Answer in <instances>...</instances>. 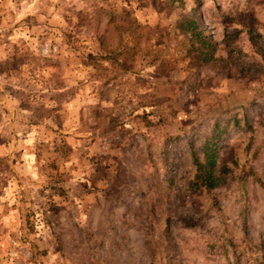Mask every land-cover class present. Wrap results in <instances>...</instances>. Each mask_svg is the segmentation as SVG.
Listing matches in <instances>:
<instances>
[{"label": "clouds", "instance_id": "clouds-1", "mask_svg": "<svg viewBox=\"0 0 264 264\" xmlns=\"http://www.w3.org/2000/svg\"><path fill=\"white\" fill-rule=\"evenodd\" d=\"M215 2L0 0V264H264V0Z\"/></svg>", "mask_w": 264, "mask_h": 264}, {"label": "rangeland", "instance_id": "rangeland-1", "mask_svg": "<svg viewBox=\"0 0 264 264\" xmlns=\"http://www.w3.org/2000/svg\"><path fill=\"white\" fill-rule=\"evenodd\" d=\"M224 8V0H216L214 3V11L221 12ZM223 19H229L228 17H224ZM143 21V18H141ZM155 23V21H152ZM226 30L223 28L222 24L216 30L214 35V40L208 38L207 33H203L197 36V39H202V47L207 50V52H200L198 49H196L195 45L193 44H185L184 48L187 51L189 58L193 55V50H195L196 54H198L201 59L204 58L206 54L211 55L212 52H215V63L217 67H220V61L223 60L224 55L227 52V48L224 44V41L227 39ZM71 38V34H69V39ZM55 43V42H53ZM79 43V41H77ZM49 48H43L41 49L42 54H45V60L47 61L46 53L49 51ZM13 60L15 61L16 58L13 57ZM20 67H18L17 62H13L11 64V72H15L20 70ZM32 69H29V72H31ZM229 80H231V77H228ZM7 90V89H6ZM211 100V98H209ZM229 101L228 99H223L221 101L222 106L227 104ZM7 111V109H5ZM145 119L148 120L149 123H152V117L151 114H146ZM147 126V125H146ZM209 149V150H208ZM205 151L207 153L211 154L214 153V147L212 145H206ZM241 157L243 158V152H241ZM215 165L214 167H211V171L208 172L206 175H204L202 178H199L195 183L197 185V189H194L193 194H195L196 190H202V193H206L208 197H210V200H205V204L211 203L216 200H224L226 198V194L229 192V189L226 187L229 183L232 185V191L236 194H239L240 198L243 199L245 196H247L250 192V187L246 184V182L239 176L229 177V167L225 163V154L219 153L216 154L214 157ZM257 171L264 172V164H261ZM209 178V180H207Z\"/></svg>", "mask_w": 264, "mask_h": 264}, {"label": "trees", "instance_id": "trees-1", "mask_svg": "<svg viewBox=\"0 0 264 264\" xmlns=\"http://www.w3.org/2000/svg\"><path fill=\"white\" fill-rule=\"evenodd\" d=\"M214 157H215V151L213 154H211V156H210V153H208V164H209L210 169H211V167H214V165H215ZM207 180H209V178H207Z\"/></svg>", "mask_w": 264, "mask_h": 264}]
</instances>
